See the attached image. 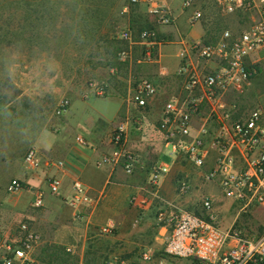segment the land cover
Listing matches in <instances>:
<instances>
[{
    "label": "rangeland",
    "instance_id": "374dc122",
    "mask_svg": "<svg viewBox=\"0 0 264 264\" xmlns=\"http://www.w3.org/2000/svg\"><path fill=\"white\" fill-rule=\"evenodd\" d=\"M181 1H174L175 6ZM194 1L204 13L198 24L201 29L194 27V32L211 31V40L223 30L242 33L264 19L262 0H252L251 9L235 13L222 12L215 0ZM147 10V4L133 5L130 0H0V234H9L21 223H30L41 237L32 256L33 264H79L78 249L69 252L51 244L47 239L49 225L41 220L42 209L33 206V191L26 186L9 193L8 185L29 170L24 157L30 149H36L42 160L52 145L58 149L62 141L74 140L76 136L84 138L81 133L87 127L107 129V122L113 121L121 103L127 102L131 85L139 79L135 76L137 64L131 62L143 61L144 48L134 43L140 41L138 36L147 21L160 39L167 42L174 38L167 30L170 26L153 23ZM192 11L187 10L179 22L187 39L192 38L188 24ZM125 29L133 32L132 43L121 38ZM179 48L169 45L168 54L174 55ZM123 52L130 55L128 60H120ZM254 68L255 74L245 92L229 95L228 103L236 105L234 117H245L256 108L264 110L263 62H257ZM97 85L106 88L105 95L99 94ZM173 88L175 92L177 85ZM169 98L164 96L162 104ZM63 105L66 111L61 113ZM149 130L159 145L156 160L149 161L140 172L143 188L148 191L155 166L160 161H171L170 149L165 147L157 123ZM174 171L172 184L177 185V180L185 176L192 183L191 192L180 200L183 210L195 213L204 195L221 197L218 188L203 182L202 170L181 162ZM217 212L219 225L231 228L237 215L231 203L222 200ZM250 218L251 221H243L245 228H255L264 221V216L257 212ZM67 230L70 231H62V241L74 242V233L68 234ZM161 252L151 264H158ZM139 253L118 256L127 264H142ZM88 257L93 262V257ZM109 259L105 256L103 264ZM171 259L174 258L165 259L163 264H174Z\"/></svg>",
    "mask_w": 264,
    "mask_h": 264
},
{
    "label": "built area",
    "instance_id": "2783aa9c",
    "mask_svg": "<svg viewBox=\"0 0 264 264\" xmlns=\"http://www.w3.org/2000/svg\"><path fill=\"white\" fill-rule=\"evenodd\" d=\"M131 4L145 3L147 14L159 26H172L176 17L170 2L173 0H130ZM264 2V0H262ZM217 7L225 13L251 9L252 0H215ZM181 7L187 11L191 25L200 24L204 18L201 8L194 0H183ZM264 15V10H261ZM121 38L133 42L134 34L125 29ZM145 47L143 62L152 63L157 57L163 39L159 38L153 25L146 26L138 36ZM178 76L182 81L179 92L164 104L159 124L164 145L170 149V162L160 161L151 173L150 190L141 189L133 195V204H146L149 197L160 195L163 180L173 168L185 162L202 170L204 183L218 188L221 197L204 195L199 200V214L180 210L171 219L172 231L162 258L187 259L194 264H261L264 263V221L255 228H245L243 221H251L255 212L264 216V110L256 108L245 117H234L235 104L228 103L232 93L243 94L255 74V64L263 62L264 68V19L257 21L249 30L234 34L223 30L219 36L206 42L204 39H180ZM129 54L119 57L125 61ZM258 60L253 61V57ZM141 61V60H140ZM167 75V72H162ZM100 95L106 88L96 86ZM158 88L153 81L139 78L128 90L127 102L138 108H146L156 97ZM66 108L60 110L65 112ZM127 124H119L113 131V150L99 160V166L121 168L125 174L134 175L140 162L135 153L125 145ZM76 142L85 148L91 145L77 136ZM24 163L30 170L42 165L39 152L32 148ZM54 167H63V161L49 162ZM20 179H13L7 191L15 193L25 186ZM25 184V183H24ZM176 192L185 196L192 190L188 176L176 183ZM52 195H59L61 180L52 177L48 181ZM73 193L68 200L71 206L92 205L94 198L83 182L74 180ZM146 192V193H144ZM149 196V197H148ZM44 193L34 192L33 206H44ZM231 203L236 209L235 222L229 229L218 223V203ZM241 222V225H236ZM116 225L110 222L99 229V233L112 236ZM41 237L30 223H21L17 230L0 234V264H33V253ZM139 262L151 264L156 254L147 249L139 251ZM105 264H127L120 257H112Z\"/></svg>",
    "mask_w": 264,
    "mask_h": 264
},
{
    "label": "crops",
    "instance_id": "0c3cea01",
    "mask_svg": "<svg viewBox=\"0 0 264 264\" xmlns=\"http://www.w3.org/2000/svg\"><path fill=\"white\" fill-rule=\"evenodd\" d=\"M174 1L176 0L171 1L170 4L176 23L167 28L173 33L174 38L168 39L167 42L163 41L154 62L146 63L140 60L131 62L137 64L138 71L135 76L150 79L158 88L157 96L150 100L149 105L146 108H138L134 104L122 102L121 108L114 114L113 121L109 122L111 126L107 122V129L87 127L82 133L80 132L91 145L90 148L78 144L77 136L74 140L67 139L57 146L58 149L54 145L48 148L44 157L46 159L42 158L40 169H29L14 178L23 181L33 193L37 190L44 193V206L40 209H42L41 220L50 228V231H47V239L51 244L64 247L69 252L78 249L79 264H103L102 259L105 256H110L111 259L119 257L118 255L138 253L142 249L158 254L165 249L170 237L172 217L183 210L180 206L183 196L177 194L176 185L172 184L175 179L172 177L174 168L163 180L159 196H148L149 201L143 205L131 202L133 195L139 194L143 188L141 169L149 165V161L156 160L159 141L153 138L149 127L154 123H157V127L160 124L164 109L162 98L171 97L179 92L182 86L177 74L180 64L179 50L174 55L168 54L167 50L169 45L180 46V39H187L186 31L182 32L179 27L180 19L184 17L186 11L181 7L182 1L178 6H175L177 2ZM188 24L192 27L190 31L192 38L187 40L203 39L206 31L199 30L198 34L195 33L194 27L201 29L200 25H191L189 16ZM143 48L145 53V47ZM164 71L167 72L165 76L162 75ZM175 85L177 89L174 92ZM122 123L127 124L125 145L140 161L134 175L125 174L121 168L113 169L98 165L99 160L113 150L111 137L115 128ZM51 161H63L64 166L52 167L49 165ZM52 177L60 179L62 183L60 193L56 196L49 190L48 181ZM76 179L81 180L91 195L97 198L95 204L78 206L68 204L73 193L72 185ZM110 222L116 225L115 234L101 235L99 229ZM65 229L70 230L66 231L68 234L74 233V242L62 241V231L64 232ZM90 255L93 257L91 258L93 262L88 257ZM171 261L174 264H194L187 259H171Z\"/></svg>",
    "mask_w": 264,
    "mask_h": 264
},
{
    "label": "trees",
    "instance_id": "16d2710c",
    "mask_svg": "<svg viewBox=\"0 0 264 264\" xmlns=\"http://www.w3.org/2000/svg\"><path fill=\"white\" fill-rule=\"evenodd\" d=\"M145 25H146V26H151L152 24H151V23L148 24V21H147V23H146ZM210 34H211V31H206V36H205V39H204L206 42H208V41L211 40V39L208 38V36H210ZM23 185L26 187V184L23 183ZM195 214L200 215V214H199V210H197V211L195 212ZM261 264H264V263H261Z\"/></svg>",
    "mask_w": 264,
    "mask_h": 264
}]
</instances>
